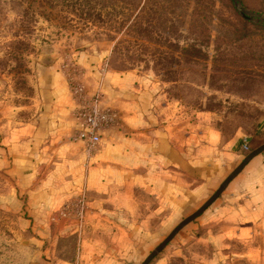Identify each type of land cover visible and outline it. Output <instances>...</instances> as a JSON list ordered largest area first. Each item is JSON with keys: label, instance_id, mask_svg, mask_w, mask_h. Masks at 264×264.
Instances as JSON below:
<instances>
[{"label": "crops", "instance_id": "crops-1", "mask_svg": "<svg viewBox=\"0 0 264 264\" xmlns=\"http://www.w3.org/2000/svg\"><path fill=\"white\" fill-rule=\"evenodd\" d=\"M43 82L29 124L0 131V208L28 212L37 231L85 192L81 228L50 219L55 231L113 233L103 250L79 252L82 264H143L151 255L148 264H167L193 247L203 264H264V150L246 161L264 143L251 150L240 135L222 147L182 139L174 116L162 125L154 84L130 72L107 77L101 104L117 120L86 164L65 82L49 71Z\"/></svg>", "mask_w": 264, "mask_h": 264}, {"label": "rangeland", "instance_id": "rangeland-1", "mask_svg": "<svg viewBox=\"0 0 264 264\" xmlns=\"http://www.w3.org/2000/svg\"><path fill=\"white\" fill-rule=\"evenodd\" d=\"M202 6L211 9L202 21L205 36L193 32L194 12ZM259 27L264 0H0V131L29 124L48 71L65 82L74 114L100 83L102 92L107 77L135 72L154 84L150 95L162 125L172 126L174 116L182 139L222 147L240 135L249 146L264 134ZM191 45L201 53L187 63L183 50ZM77 86L81 99L73 94ZM94 155L85 156L86 164ZM51 217L49 227L36 231L28 212L0 208V264H82L79 252L103 250L113 235L55 231ZM69 222L79 225L76 218ZM199 251L187 248L167 264H203L193 255Z\"/></svg>", "mask_w": 264, "mask_h": 264}, {"label": "built area", "instance_id": "built-area-1", "mask_svg": "<svg viewBox=\"0 0 264 264\" xmlns=\"http://www.w3.org/2000/svg\"><path fill=\"white\" fill-rule=\"evenodd\" d=\"M83 88L74 87L73 94L76 98L83 97ZM102 92L101 83L96 87L89 100L78 101V107L75 111V117L78 119V130L74 137L76 141L83 144L84 154L90 159L99 149L103 133L111 128L116 120L117 114L112 109L104 107L101 104ZM243 149L248 151L246 144ZM86 194L83 192L78 198L68 202L58 213L57 216L51 217V221L58 217L76 218L81 228L86 215Z\"/></svg>", "mask_w": 264, "mask_h": 264}, {"label": "trees", "instance_id": "trees-1", "mask_svg": "<svg viewBox=\"0 0 264 264\" xmlns=\"http://www.w3.org/2000/svg\"><path fill=\"white\" fill-rule=\"evenodd\" d=\"M47 1H49V0H47ZM109 1H110V3H129V0H109ZM197 4L201 5V3H197ZM210 16H211V9L210 8L202 6V7H199L197 10H195L194 17L196 18V21H195L196 24H194V26H193L194 34L205 36L206 33H208V29H206L203 26L204 22H202V21H205L206 19L210 18ZM238 17H239V19H241V22H243V24L247 23V21H248L247 17H245V16H238ZM259 29L264 30V27H259ZM241 31L246 33L247 29L243 28V30H241ZM183 51H184L183 53H184L185 57L187 58V60H186L187 63H192V62L194 63V59H197V54L201 53L200 50L196 49L195 45H191L188 48L184 49ZM256 138H257L256 141L253 143H250V145H249L250 146L249 148L251 150L259 147L260 145H262L264 143V134H258L256 136ZM250 142H251V140H250Z\"/></svg>", "mask_w": 264, "mask_h": 264}, {"label": "water", "instance_id": "water-1", "mask_svg": "<svg viewBox=\"0 0 264 264\" xmlns=\"http://www.w3.org/2000/svg\"><path fill=\"white\" fill-rule=\"evenodd\" d=\"M262 150H264V146L259 147V148L256 149L255 151L251 152V153L248 155V157L246 158V161H247L248 159H250L252 156H254L255 154L261 152ZM174 233H175V232H173V233L170 235V237H172V236L174 235ZM170 237H169V238H170ZM167 240H169V239H167ZM151 258H152V255H151L150 257H148V259H147L143 264H148V262L150 261Z\"/></svg>", "mask_w": 264, "mask_h": 264}]
</instances>
